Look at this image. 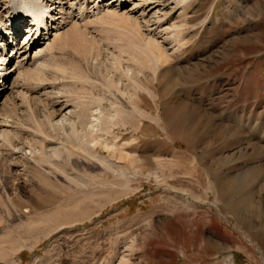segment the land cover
<instances>
[{
    "label": "rangeland",
    "instance_id": "rangeland-1",
    "mask_svg": "<svg viewBox=\"0 0 264 264\" xmlns=\"http://www.w3.org/2000/svg\"><path fill=\"white\" fill-rule=\"evenodd\" d=\"M106 1L0 109V264H264V0Z\"/></svg>",
    "mask_w": 264,
    "mask_h": 264
},
{
    "label": "bare ground",
    "instance_id": "bare-ground-1",
    "mask_svg": "<svg viewBox=\"0 0 264 264\" xmlns=\"http://www.w3.org/2000/svg\"><path fill=\"white\" fill-rule=\"evenodd\" d=\"M160 1L161 0H142L141 2H134L132 3V8H129L128 11H135L139 7L142 9L150 2H156L157 7H159ZM75 3L76 0L73 2L72 0L8 1V6L11 12L8 13L5 19H0V109L3 107L7 97L9 96L8 92L12 91L16 87L14 86L15 84H13V82H15L14 77L21 73V69H24V66L27 67L26 65L28 64H34L40 56L39 53L45 48L44 46L51 44L54 38L58 37L57 35H59L60 27L64 23H67L64 21L65 18L63 16L65 14H67V16H71V14H73L71 12V6ZM100 6L101 5H99V7ZM115 6L117 8H124L125 5L124 3H120L119 0H107L105 4L102 5L103 8L108 7L107 10L110 12L114 11ZM80 7H82V5H80ZM160 10V8L156 9L153 14L156 15L160 12ZM142 11L144 12L145 8H143ZM147 11L149 10H146V12ZM115 12L117 11L115 10ZM125 12L126 11L124 10V13ZM26 23V33L20 37L24 27L23 25ZM36 43L39 45L33 49ZM8 48L12 49L11 54L7 53ZM37 67H39V65ZM95 120L98 121L99 119L96 118ZM4 123L0 120V125H3Z\"/></svg>",
    "mask_w": 264,
    "mask_h": 264
}]
</instances>
